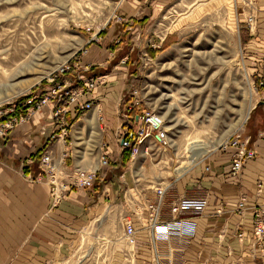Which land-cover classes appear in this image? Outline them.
<instances>
[{
    "label": "crops",
    "instance_id": "obj_1",
    "mask_svg": "<svg viewBox=\"0 0 264 264\" xmlns=\"http://www.w3.org/2000/svg\"><path fill=\"white\" fill-rule=\"evenodd\" d=\"M226 1L225 23L238 33L242 61L258 88L251 116L238 133L246 149L255 151V157L244 163L237 177H232L238 150L218 149L167 186L159 187L167 189L159 217L163 222L172 220L173 202L207 200L203 213L194 217L195 233L181 237L172 232L168 241L156 239L147 206L156 201L158 189H135L130 173L122 175L129 164L122 165L123 152L116 135L127 115L126 63L122 59L112 65L110 60L116 57L117 50L93 44L82 62L92 64L90 75L98 80L93 108L77 121L70 109L66 116L68 136H62L55 125V104L50 101L9 132L0 145V264H50L63 259L87 224L98 223L106 213L112 217L115 209L125 205L132 210L126 221L134 223L136 242H127L125 259L116 263L264 264V240L258 243L253 229L254 210L264 208V86L260 85L264 82V0ZM128 4L131 9L127 8L125 15L134 18L131 14L138 3ZM162 5L159 2L155 6L160 10ZM208 7L211 6L194 10L189 20L200 21L209 12ZM251 17L255 22L249 21ZM169 34L173 39V33ZM126 65L128 69L132 64ZM93 119L97 127L92 125ZM103 143L108 144L105 153L111 167L98 171L93 188L72 189L54 207L50 186L38 166L41 156L50 150L58 159L64 151H72L71 168L98 170ZM30 158L37 163L28 164ZM241 203L243 208L239 207Z\"/></svg>",
    "mask_w": 264,
    "mask_h": 264
},
{
    "label": "rangeland",
    "instance_id": "obj_2",
    "mask_svg": "<svg viewBox=\"0 0 264 264\" xmlns=\"http://www.w3.org/2000/svg\"><path fill=\"white\" fill-rule=\"evenodd\" d=\"M130 2L138 3L134 18L125 15ZM159 2L160 10L155 6ZM226 2L0 0V118H8L0 121V145L31 116L27 118L20 104L38 96L21 98L66 62L85 60L84 52L99 44L117 50L115 58L110 53L112 65L122 59L128 64V56L132 58L128 69L123 66L128 73L125 104L136 89L142 109L160 114L169 132L168 146L151 143L152 156L139 154L122 175L129 172L139 190L167 186L242 132L251 116L258 88L242 61L238 33L225 23ZM206 5L211 6L209 12L191 22L188 16ZM146 17L149 22L141 26L139 21ZM19 114L27 119L12 129L3 128ZM195 148L208 153L192 165ZM129 211L125 205L112 217L106 213L101 222L87 224L68 256L50 264H119L125 259Z\"/></svg>",
    "mask_w": 264,
    "mask_h": 264
},
{
    "label": "built area",
    "instance_id": "obj_3",
    "mask_svg": "<svg viewBox=\"0 0 264 264\" xmlns=\"http://www.w3.org/2000/svg\"><path fill=\"white\" fill-rule=\"evenodd\" d=\"M249 21L255 22L252 17ZM87 53L88 51H85L84 55ZM82 62V59L78 60L74 65L66 62L51 75L48 82L53 84V87L49 88L42 98L32 97L26 103L20 104V108L24 111L26 110L27 118L50 101H53L55 104L54 123L60 128L62 136H68L69 125L66 120L67 114L70 112V109L78 112H89L93 108L92 97L98 85L97 77L90 75L92 64L84 65ZM260 85L264 86V82H261ZM133 90V99L126 107L127 115L124 117L123 128L116 135L121 151L132 150L131 160L139 152H144L146 157L152 156L153 147L151 143L155 144L158 148L159 146H168L167 138L169 135V132L164 128L166 123L164 118L154 111L143 110L138 91L136 89ZM29 106L30 109H27ZM26 116L16 115L9 123L3 125V128L12 129L18 123L25 121L27 119ZM219 148L223 150H227L228 148L238 150L232 163V177H237L242 171L244 163L255 157V151L246 149V144L241 142L239 134H234ZM107 150L108 144L104 143L102 151L105 153ZM73 159L72 151H64L62 156L56 159L54 152L48 150L38 161L43 178L50 186L54 207L61 204L70 190L91 189L95 185L97 171L71 168L70 160L73 161ZM35 163L37 161L33 158L28 159V164ZM110 163L111 161L107 154H103L100 159L101 168L110 166ZM165 193L166 190L159 189L156 201L149 203L147 206L148 210H150L149 218L151 226L153 230H156V239L168 241L171 238L172 232H178L181 237L192 236L196 229L194 217L203 213L207 207V200L203 198L191 201H175L170 208L172 220L170 222H163L159 217ZM239 207L243 208L244 205L241 203ZM253 214L254 236L257 242L260 243L264 240V208H256ZM135 234L136 228L134 223L131 220L125 221L124 236L132 244L136 242ZM239 237H243V234H240Z\"/></svg>",
    "mask_w": 264,
    "mask_h": 264
},
{
    "label": "trees",
    "instance_id": "obj_4",
    "mask_svg": "<svg viewBox=\"0 0 264 264\" xmlns=\"http://www.w3.org/2000/svg\"><path fill=\"white\" fill-rule=\"evenodd\" d=\"M147 22H149V19L146 17V18H143L142 20H140L139 21V24L141 25V26H144ZM128 40H129V37H128ZM153 56H155L154 54H152ZM129 58V60H128V62L127 63H130L131 62V64L133 63L132 62V58L130 59V56H128ZM51 87H53V84H50L47 80H44L42 83H41V85H39V86H35L33 89H32V94L31 95H29L28 97H24V98H21V101H27L29 98H31L34 94H37V93H40L39 94V98H42L44 95H45V93H47V92H45V89H49V88H51ZM41 88L42 89H44V91L42 90L41 91ZM30 107V106H29ZM28 107V108H29ZM73 112H74V114H75V120L74 121H77L78 119H79V117L81 116V115H83V113L84 112H78V111H75V110H72ZM8 118L7 117H3V118H0V121H6ZM131 154H132V150H125V151H123V153H122V165L124 166V167H126L128 164H129V162L131 161Z\"/></svg>",
    "mask_w": 264,
    "mask_h": 264
},
{
    "label": "bare ground",
    "instance_id": "obj_5",
    "mask_svg": "<svg viewBox=\"0 0 264 264\" xmlns=\"http://www.w3.org/2000/svg\"><path fill=\"white\" fill-rule=\"evenodd\" d=\"M27 66V65H26ZM39 81H40V79H39ZM38 81V82H39ZM29 84H31V82L29 83ZM247 116V115H246ZM248 117V116H247ZM93 118V117H92ZM247 119V118H246ZM92 125H94L95 127H97V123L94 121V119H93V121H92ZM94 128V127H93ZM165 128V127H164ZM94 130H96V129H94ZM97 131V130H96ZM104 144V143H103ZM103 144H102V146H103ZM101 150H102V147H101ZM199 150V149H198ZM196 148L193 150V153H192V157H191V163H192V165H196V163L199 161V160H201V158L205 155V154H207L208 152L207 151H205L204 153H202V152H200V151H198ZM123 152V151H122ZM105 155V153H104V151H102V155ZM139 154H143V152H139L135 157H134V160H135V158L139 155ZM101 155V156H102ZM100 159H101V157H100ZM198 164V163H197ZM77 169H80V170H83V169H81V168H77ZM99 170H101V165H100V163H99V168H98V170H96L97 171V173H98V171ZM188 170V168H186L185 169V171H187ZM184 175V174H183ZM164 189V188H163ZM159 190V189H158ZM164 190H167V189H164Z\"/></svg>",
    "mask_w": 264,
    "mask_h": 264
}]
</instances>
